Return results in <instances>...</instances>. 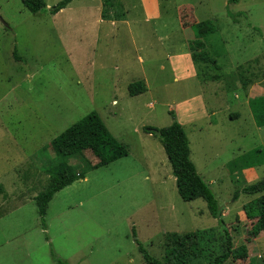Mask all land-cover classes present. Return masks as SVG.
Here are the masks:
<instances>
[{"label":"rangeland","instance_id":"obj_1","mask_svg":"<svg viewBox=\"0 0 264 264\" xmlns=\"http://www.w3.org/2000/svg\"><path fill=\"white\" fill-rule=\"evenodd\" d=\"M44 1L33 14L0 0V264H146L136 241L161 259L175 231H197L203 254L188 264H208L224 228L203 199H181L160 139L143 131L168 126L171 110L233 246H247L225 264H264V231L248 235L242 210L257 195L232 197L264 178V125L247 103L264 93V0H156L158 17L155 0H70L55 14L59 0ZM188 4L216 27L202 47L184 30ZM137 81L146 90L130 95ZM91 111L128 154L102 166L90 149L67 157L84 176L53 195L42 225L34 196L63 160L50 141Z\"/></svg>","mask_w":264,"mask_h":264},{"label":"trees","instance_id":"obj_2","mask_svg":"<svg viewBox=\"0 0 264 264\" xmlns=\"http://www.w3.org/2000/svg\"><path fill=\"white\" fill-rule=\"evenodd\" d=\"M69 1L59 0L50 8V13H57ZM237 1L228 0L229 3H236ZM21 2L27 11L33 14L40 12L46 6L44 0H21ZM228 14L231 17H235V14L229 11ZM233 21L237 20L233 19ZM191 27L195 37L204 39L216 31V27L210 19L198 21L192 24ZM13 52L15 54L16 49ZM145 90L146 87L141 81L133 82L128 86L130 95L142 93ZM248 105L255 123L259 126L264 125V95L251 98L248 101ZM170 114L172 122L168 126L158 129L160 131L159 135L152 133V127L150 126H144L143 131L151 133L160 139L181 199L184 201L196 198L203 199L209 214L216 218L217 222L224 228L225 247L208 264H225L229 258L237 259L247 256L245 243L233 246L231 236L224 225L222 207L219 205L218 199L210 185L198 174L190 159L188 137L183 125L176 119L173 110L170 111ZM50 146L56 153L55 155L62 156L63 160L56 166L47 169L50 175L48 184L45 189L34 196L42 225L45 224L44 215L53 195L63 187L84 176L83 172L74 170L72 165L67 162V157L70 158L78 154L83 156L84 150L90 149L98 158V162L94 166H102L128 154L126 146L113 137L96 111L87 113L62 130L52 138ZM2 190L0 184V192ZM240 192L257 195L242 205L245 217L253 220L248 235L255 237L264 231V178L246 184L240 190L234 191L233 199H237ZM136 242L138 251L146 264H188L203 254L201 238L197 231L165 233L161 259L150 255L140 242ZM63 263L61 260H57V264Z\"/></svg>","mask_w":264,"mask_h":264},{"label":"crops","instance_id":"obj_3","mask_svg":"<svg viewBox=\"0 0 264 264\" xmlns=\"http://www.w3.org/2000/svg\"><path fill=\"white\" fill-rule=\"evenodd\" d=\"M154 10L152 11L153 12V14H151L150 16H148V17H158L159 16V12H158V5H157V1L155 0L154 1ZM189 6H191V8H190V10H191V12H190V17L191 18H193V7H192V5L191 4H188ZM188 6V7H189ZM197 21H195V19L193 18V20H192V23L188 26V28H186L185 27V31L186 30H188V31H190V29H191V26H192V24H194V23H196ZM184 27V26H183ZM213 34V33H212ZM211 35V34H210ZM194 37H195V35H194ZM192 37V40H194V39H202L201 37ZM202 42V44L200 45L201 47L205 44V39L203 38V40H201ZM191 61H192V63H193V60L191 59ZM212 62H214V64H215V66L217 67V68H219V66L218 65H216V63H215V60H212ZM193 65H195V63H193ZM197 74V73H196ZM146 86V85H145ZM260 95H264V93L262 92V93H260V94H257L256 96H260ZM255 95L253 96V97H256ZM253 97H249L248 98V100H247V103H248V101H249V99H251V98H253ZM250 109V108H249ZM210 110H211V113H215V111H219V110H217V109H215V108H210ZM253 166V165H252ZM242 170H243V172H254L255 170H254V168L253 167H251V166H249V167H245V168H242Z\"/></svg>","mask_w":264,"mask_h":264},{"label":"water","instance_id":"obj_4","mask_svg":"<svg viewBox=\"0 0 264 264\" xmlns=\"http://www.w3.org/2000/svg\"><path fill=\"white\" fill-rule=\"evenodd\" d=\"M152 133H154L156 135H159L160 134V131L158 129H152Z\"/></svg>","mask_w":264,"mask_h":264}]
</instances>
